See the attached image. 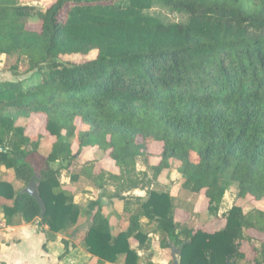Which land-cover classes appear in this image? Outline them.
Here are the masks:
<instances>
[{"label":"trees","instance_id":"16d2710c","mask_svg":"<svg viewBox=\"0 0 264 264\" xmlns=\"http://www.w3.org/2000/svg\"><path fill=\"white\" fill-rule=\"evenodd\" d=\"M19 1L0 0V55L30 75L0 82V163L24 189L34 179L47 209L40 219L33 197L0 181L7 225L39 222L112 264L120 256L140 264L152 233L168 247L187 242L179 264H264V241L252 258L244 250L251 232L264 235V211L235 206L219 230L182 231L170 194L150 189L178 163L183 188L202 194L217 218L228 183L246 201L264 199V0H53L45 11ZM155 6L183 21L152 13ZM10 110L44 117L43 131L34 138ZM44 142L52 145L46 161L66 164L37 176L25 159ZM155 144L160 161L148 179L138 162L154 156ZM85 150L110 158L118 173L97 171V159L81 165ZM66 176L113 185L111 197L141 190L148 198H135L138 211L114 235L101 199L80 208ZM143 218L155 230L143 233Z\"/></svg>","mask_w":264,"mask_h":264},{"label":"rangeland","instance_id":"374dc122","mask_svg":"<svg viewBox=\"0 0 264 264\" xmlns=\"http://www.w3.org/2000/svg\"><path fill=\"white\" fill-rule=\"evenodd\" d=\"M21 5H28L34 7L38 10L45 11L48 6L53 2V0H20ZM155 14L162 15L165 19L172 22L183 21V17L173 13L169 10L155 6L153 12ZM68 60H80V58H68ZM15 67V70L12 68ZM28 66L25 63L18 62L16 57H9L6 55H0V82L2 81H19L22 78L28 77L30 74L25 75ZM25 75V76H24ZM8 115L14 117L18 124L27 127L28 132L34 138L37 137L39 132L43 131L45 118L39 115L32 114H21L16 110H10ZM51 142H44L41 145L40 151L37 154H33L25 159L30 163L37 176H41V173L46 171L48 168H58L66 163L64 161H59L55 163H48L46 161V156L51 151ZM161 147L160 144H155L151 147L154 151L155 148ZM74 151H78V146L75 144ZM161 149L157 148L154 151V156L150 157L148 162L145 163L143 159L138 162V170L146 173L148 179H152L151 167L159 163L160 159L158 154ZM97 159V171L104 169L111 173H118V168L115 163L107 157L100 156L94 150H85L80 155V164L89 160ZM75 164L71 170L73 175H79L82 171V164ZM96 171V172H97ZM0 181L10 182L16 191L25 188L24 184L17 180L14 172L7 169L5 165L0 163ZM61 181L63 183H68L69 189L74 192L75 202L80 208L86 207L90 201L91 197L95 199H101L103 204V210L107 218H111L114 225H112V232L114 235L118 234L120 230H126L129 224V219L132 214L138 211V204L135 198L141 197L143 200L148 198L144 191L137 190L129 193H123L124 198L111 197L116 193V188L113 185H108L104 189H98V187L89 179L81 176L79 181L76 183H71L69 177H62ZM184 178L182 173L178 170V163L173 166L171 170H165L160 175L159 179L152 182L150 189L159 193H169L173 199L175 210L177 211L176 219L180 222V230L186 229H198L204 228L207 231H216L224 227L223 215H226L233 207L237 206L242 208L244 212H249L252 210L264 211V199L260 202L246 201L240 198L239 187L236 183H228L227 191L221 205L218 218L212 213L204 210L203 203H205L204 196L202 194H195L183 188ZM87 196H86V194ZM91 194V196H90ZM90 196V197H89ZM119 222L121 226L118 227L116 222ZM142 232L150 233L155 230L157 223L154 221H149L147 219H142ZM253 236L251 244L245 243L244 250L247 252L249 258L254 256L253 248L261 249L262 243L264 241V235L257 232L250 233ZM149 241L152 244L151 251L141 252L142 260L140 264H175L171 247L165 245L163 241V236L161 234L152 233L149 235ZM175 245V244H174ZM70 246L76 247L74 241L71 242ZM137 247V246H136ZM177 247V246H176ZM49 258L46 259L48 264H52V259L56 258L62 251L61 242H56L49 245ZM70 253V252H69ZM180 257V256H179ZM180 259V258H179ZM120 264V262H119ZM124 264V258L121 262ZM239 264H248L246 262H240Z\"/></svg>","mask_w":264,"mask_h":264},{"label":"crops","instance_id":"0c3cea01","mask_svg":"<svg viewBox=\"0 0 264 264\" xmlns=\"http://www.w3.org/2000/svg\"><path fill=\"white\" fill-rule=\"evenodd\" d=\"M91 198V200L94 199ZM75 199L78 200V197L76 196ZM103 212L105 215L104 210ZM116 224L118 227L121 226L118 221ZM112 225L117 229L113 222ZM124 230H120V232ZM63 239L68 240L70 244L74 241L76 247L69 244L66 250ZM58 241L62 244V251L51 260L52 264H112L93 257L79 238H65L62 234H53L47 226L39 222L16 223L10 226L7 225L3 214L0 213V264H48L46 259H51L48 256L49 245ZM139 254L141 256V252ZM123 258L120 256L118 261L113 264H119V262L121 264Z\"/></svg>","mask_w":264,"mask_h":264},{"label":"water","instance_id":"95a60500","mask_svg":"<svg viewBox=\"0 0 264 264\" xmlns=\"http://www.w3.org/2000/svg\"><path fill=\"white\" fill-rule=\"evenodd\" d=\"M23 192L33 197L37 201V203L40 205L41 207L40 219H42L46 213L47 207H46L45 202L42 200L40 196L38 185L35 183L34 179L31 181L30 185L26 189H24ZM186 244L187 242L182 243L178 247H176L174 244L170 246L175 264H179V256L181 255L182 250L184 249Z\"/></svg>","mask_w":264,"mask_h":264}]
</instances>
